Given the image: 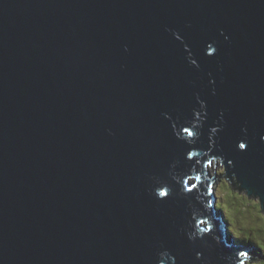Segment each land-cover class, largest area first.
<instances>
[{
    "label": "water",
    "instance_id": "95a60500",
    "mask_svg": "<svg viewBox=\"0 0 264 264\" xmlns=\"http://www.w3.org/2000/svg\"><path fill=\"white\" fill-rule=\"evenodd\" d=\"M197 96L189 145L176 133ZM261 135L264 0H0V264H171L164 249L201 264L187 201L156 199L152 178L175 190L179 161L203 190L211 167L186 153L211 136L264 192ZM231 246L205 255L222 264Z\"/></svg>",
    "mask_w": 264,
    "mask_h": 264
},
{
    "label": "clouds",
    "instance_id": "9594fccd",
    "mask_svg": "<svg viewBox=\"0 0 264 264\" xmlns=\"http://www.w3.org/2000/svg\"><path fill=\"white\" fill-rule=\"evenodd\" d=\"M173 35L177 40L181 39L177 33ZM187 47L185 45L186 49ZM125 50L127 51L126 46ZM216 50L214 44L210 43L206 55H213ZM189 59L191 64L197 65L196 60L191 57ZM197 99L201 111L195 112V119L190 122V126L183 127L182 132L176 133L178 138L185 140L189 145L194 144L199 137V128L206 115V113L202 114L205 102L199 100V96ZM164 115L166 118H171L167 113ZM173 127L175 128V125ZM220 130V127H212L210 132L214 136ZM242 132L246 134L247 128H242ZM260 140L264 141V135L260 136ZM247 146L246 136L236 143V148L240 151L246 150ZM213 147L214 141L210 136L208 150L192 149L186 153L188 160L197 156L206 158L205 169L213 166L212 174L208 172L210 176L207 174L204 176L206 185L203 190L198 187L202 183L199 172L194 176L195 182L190 183L193 179L191 175L175 171L179 163L176 161L171 165L172 171L169 173L177 186L176 189L174 190L172 185L159 177H153L152 194L156 199H164L175 191L176 195L187 201L186 207L190 218L182 231L190 242L194 244L200 242L202 250L195 252V259L201 264H212L205 252L210 251L214 246H220L228 238L232 241V251L220 257L222 264H264V192L250 184H245L234 170L229 175V171L235 168L233 160L229 159L226 165L222 155L211 154ZM199 163L200 161L197 160L196 164ZM226 166L227 174H225ZM191 170L194 171L195 167ZM194 190L193 198L190 194ZM159 256L168 258L171 264H176V257L167 249L160 251ZM160 264H163V261Z\"/></svg>",
    "mask_w": 264,
    "mask_h": 264
},
{
    "label": "rangeland",
    "instance_id": "374dc122",
    "mask_svg": "<svg viewBox=\"0 0 264 264\" xmlns=\"http://www.w3.org/2000/svg\"><path fill=\"white\" fill-rule=\"evenodd\" d=\"M212 169H213V166L211 168H209L210 170V174H212ZM209 172V171H208ZM226 174V173H225ZM210 176V175H209Z\"/></svg>",
    "mask_w": 264,
    "mask_h": 264
},
{
    "label": "bare ground",
    "instance_id": "6f19581e",
    "mask_svg": "<svg viewBox=\"0 0 264 264\" xmlns=\"http://www.w3.org/2000/svg\"><path fill=\"white\" fill-rule=\"evenodd\" d=\"M209 173H210V170L208 169Z\"/></svg>",
    "mask_w": 264,
    "mask_h": 264
}]
</instances>
